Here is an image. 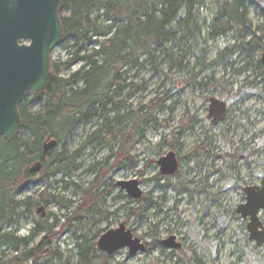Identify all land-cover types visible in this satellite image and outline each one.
Segmentation results:
<instances>
[{"label": "rangeland", "instance_id": "rangeland-1", "mask_svg": "<svg viewBox=\"0 0 264 264\" xmlns=\"http://www.w3.org/2000/svg\"><path fill=\"white\" fill-rule=\"evenodd\" d=\"M226 1L199 0L190 18L202 32L206 63L236 44L234 34L215 40L209 36ZM245 6L256 36L264 37V0H246ZM102 13L96 7L93 17ZM181 15L180 19H187L185 13ZM170 31L167 51L155 53L150 60L143 57L142 66L128 69L123 77L127 79L125 90L111 93L117 111L108 106L105 114L97 106L98 114L56 146L72 160L55 176H43V169L34 174L18 197L40 201L44 194L46 202L39 207L45 208V217L37 210H20V218L5 232L27 238L39 222L48 220L58 234L36 261L26 264H264V245L250 241L248 220L237 213L246 203L245 188L264 179V49L250 59L243 53L234 54L230 58L234 65L227 70L200 73L191 42L183 39L186 29L176 22ZM180 52L188 53L182 63L184 73L169 70L172 53ZM74 53L73 41L64 39L52 54V63H66ZM248 62L253 65L241 74L234 71ZM82 66L79 62L62 68L60 77L67 78ZM212 75L225 90L194 84V80L206 83ZM249 82L255 84L247 85ZM33 96L29 94L28 110L44 112L45 96ZM211 98L229 104L228 119L216 126L207 120ZM161 100V109L151 113L155 121L142 140L134 138L130 124L116 121L143 108L151 111ZM105 120L109 134L101 129ZM170 152L176 154L179 170L163 176L158 161ZM130 181H137L142 191L137 201L119 186ZM260 219L264 224V212ZM121 225L146 244L144 251L133 256L122 249L110 257L100 251L101 236ZM44 236L36 234L19 252L34 249ZM171 237L182 244L180 249L162 245ZM16 256L12 247L0 248V262Z\"/></svg>", "mask_w": 264, "mask_h": 264}, {"label": "trees", "instance_id": "trees-1", "mask_svg": "<svg viewBox=\"0 0 264 264\" xmlns=\"http://www.w3.org/2000/svg\"><path fill=\"white\" fill-rule=\"evenodd\" d=\"M198 1L63 0L60 17L64 39L73 41L75 53L66 63H52L54 77L50 87L44 95L33 96L34 99L45 96V111H29L27 95L19 108L21 129L11 141L0 139V248L12 247L17 253L16 257L0 264H26L29 260L36 261L44 247L58 236L48 220L39 222L38 228L27 238L16 237L11 231L5 232L7 226L14 225L20 218V210H37L46 202L47 197L44 194L40 201L31 197L18 199L35 177L30 173V167L40 162L43 165V176L50 177L61 172L63 164L72 160L56 147L44 152L47 139L56 140L60 146L81 123L89 121L91 115L98 114L97 106L105 114L109 112L105 111L108 106L112 107L111 111H117V103L111 93L114 90H125L127 79L123 77L127 75L128 69L141 67L143 57L150 60L155 53L167 51L166 47L171 39L170 28L174 23L177 22L186 29L183 39L191 42V54L196 59L195 64L200 68V73L216 68L227 70L234 65L230 62L234 54L243 53L251 58L255 52L264 49V37L256 36L245 6L246 0H228L219 9L209 36L215 40L234 34L236 44L206 63L204 50L201 51L202 32L198 25L190 21ZM96 7L103 13L94 18ZM182 13H185L187 19H180ZM104 23L108 25L103 27ZM249 36L251 37L248 39ZM100 38L103 41L99 43ZM97 43L99 47L95 48L94 44ZM180 53H172L169 70L176 68L178 73H184L182 63L188 53ZM79 62L83 63L79 71L67 78L60 77L62 68L72 67ZM251 65L253 64L249 62L248 66ZM245 69L242 67L234 71L241 74ZM206 81L197 83L194 80V84L202 88H226L220 81H215L213 75ZM163 101L152 104L151 111L143 108L136 113L117 117L116 121L130 124L134 138L142 140L149 124L155 121L152 114L161 109ZM107 123L108 120H105L101 129L109 134ZM64 206L68 210L72 208V205ZM35 233L45 234L40 244L32 250L19 252L20 247L26 248L29 245Z\"/></svg>", "mask_w": 264, "mask_h": 264}, {"label": "water", "instance_id": "water-1", "mask_svg": "<svg viewBox=\"0 0 264 264\" xmlns=\"http://www.w3.org/2000/svg\"><path fill=\"white\" fill-rule=\"evenodd\" d=\"M63 0H0V139L11 141L21 129L19 108L28 94L44 95L53 80L52 54L64 41V28L60 17ZM264 65V54L262 55ZM226 103L211 98L208 120L212 126L223 122L226 117ZM56 140L48 138L44 152L54 149ZM163 176H172L179 170L174 153L158 161ZM43 169L40 162L30 167V173L37 174ZM119 186L135 201L142 197L137 181L121 182ZM246 203L238 207L237 213L248 219L250 241L257 246L264 245V226L259 214L264 212V179L261 187L244 190ZM37 213L45 217V208ZM170 249H180L171 237L162 242ZM100 251L113 256L122 249L130 255L145 250L140 239L125 230L124 225L110 230L98 242Z\"/></svg>", "mask_w": 264, "mask_h": 264}, {"label": "flooded vegetation", "instance_id": "flooded-vegetation-1", "mask_svg": "<svg viewBox=\"0 0 264 264\" xmlns=\"http://www.w3.org/2000/svg\"><path fill=\"white\" fill-rule=\"evenodd\" d=\"M249 58V57H248ZM250 59V58H249ZM249 63V62H248ZM248 67H250V66H248V64L245 66V68L247 69ZM261 76L262 77H264V73L263 74H261ZM263 83H264V79H263ZM255 83H253V82H249V83H247V85H254ZM242 95V94H241ZM223 102V101H222ZM226 103V102H225ZM210 107V106H209ZM226 107H227V111H226V117H225V120L223 121V122H221V123H224V122H226V120L228 119V117H229V111H228V109H229V104L228 103H226ZM208 113H209V111H208ZM209 115V114H208ZM121 118V117H120ZM122 120V119H121ZM207 120H208V117H207ZM208 121H210V120H208ZM210 123H211V121H210ZM221 123H219V124H221ZM218 124V125H219ZM171 153V152H170ZM173 153V152H172ZM169 154V153H168ZM176 155V154H175ZM227 158H228V156H226ZM177 158V157H176ZM179 164V163H178ZM261 185H262V182H261V184H259V185H255V187H261ZM254 187V185H249L248 187ZM247 187V188H248ZM246 189V188H245ZM262 212H260V214H261ZM260 214H259V218H260ZM248 220V219H247ZM260 221H261V219H260ZM248 222H249V220H248ZM261 223L263 224V222L261 221ZM248 225V224H247ZM263 226H264V224H263ZM247 230H248V228H247ZM249 232V231H248ZM175 238V241L177 240L176 239V237H174ZM249 238H250V233H249ZM176 244H178L177 243V241H176ZM145 245V249H146V244H144ZM178 245H180V244H178ZM97 246H98V244H97ZM181 247H182V244L180 245ZM106 254V253H105ZM107 255V254H106Z\"/></svg>", "mask_w": 264, "mask_h": 264}]
</instances>
